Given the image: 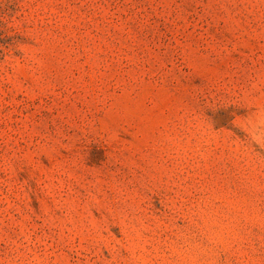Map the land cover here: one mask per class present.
Masks as SVG:
<instances>
[{"label": "rangeland", "instance_id": "obj_1", "mask_svg": "<svg viewBox=\"0 0 264 264\" xmlns=\"http://www.w3.org/2000/svg\"><path fill=\"white\" fill-rule=\"evenodd\" d=\"M0 264H264V0H0Z\"/></svg>", "mask_w": 264, "mask_h": 264}]
</instances>
